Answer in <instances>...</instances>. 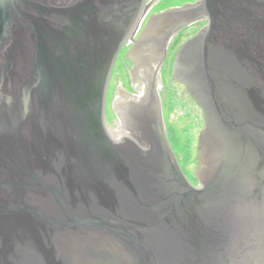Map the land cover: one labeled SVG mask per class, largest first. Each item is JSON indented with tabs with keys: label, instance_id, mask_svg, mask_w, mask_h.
<instances>
[{
	"label": "water",
	"instance_id": "water-1",
	"mask_svg": "<svg viewBox=\"0 0 264 264\" xmlns=\"http://www.w3.org/2000/svg\"><path fill=\"white\" fill-rule=\"evenodd\" d=\"M158 1L0 0V264H264V0H200L148 24L167 42L207 21L173 68L204 113L203 180L166 115V61L162 101L150 91L152 44L136 43L140 92L120 84V115L109 106Z\"/></svg>",
	"mask_w": 264,
	"mask_h": 264
},
{
	"label": "rangeland",
	"instance_id": "rangeland-1",
	"mask_svg": "<svg viewBox=\"0 0 264 264\" xmlns=\"http://www.w3.org/2000/svg\"><path fill=\"white\" fill-rule=\"evenodd\" d=\"M197 1L200 0H160L153 6L148 18L151 16L155 17L157 14L167 12ZM206 24L207 22L201 18L181 29L176 35V40L172 41L169 53L167 55L162 80L163 84L169 86L166 113L167 118L174 133L189 176L191 179L196 180H203L204 172V164L202 162L197 163V160L200 156L198 149V139L201 132L205 128L204 113L202 108L188 92L189 90L187 87L183 83L173 79L172 72L174 68L175 54H177L181 45L197 36V34L200 33ZM127 46L128 48L126 50L128 52L129 49L131 50L132 46L130 44ZM127 52H125L123 56L121 55V58L119 57L120 60L117 63L111 94V110L113 108L112 105L114 99L116 97L117 99L120 97V93L118 92L120 90V84L128 85L131 81L129 72L133 66L130 59L126 56ZM118 109H120V107ZM112 112L115 115V111L112 110Z\"/></svg>",
	"mask_w": 264,
	"mask_h": 264
},
{
	"label": "flooded vegetation",
	"instance_id": "flooded-vegetation-1",
	"mask_svg": "<svg viewBox=\"0 0 264 264\" xmlns=\"http://www.w3.org/2000/svg\"><path fill=\"white\" fill-rule=\"evenodd\" d=\"M147 17V16H146ZM153 18H158V16H156V17H150V18H145L144 19V22H143V24H142V27H141V29H142V31L141 32H139V34L137 35V38H136V42L135 43H133V44H131L130 43V45L132 46V48H131V50L129 49L128 50V52H127V50L125 49L127 46H125V48H124V51L125 52H127L126 53V56L130 59V61H131V63H132V69L130 70V71H132V74L130 75V77H131V79L133 80L134 78H137V74L136 73H133V70L136 72V68H137V70H139L140 69V66H138V63H136V62H138V60H139V54H140V52H135V49H136V46H137V44H140V43H142V42H145L147 45H150V44H152L153 45V47H154V51H155V54H154V56L155 57H157V58H160V57H158V56H161V59H162V62L159 64V68L157 69L156 68V73L157 74H155V75H153V73L152 74H150L149 75V79H151V80H153L152 78H154V77H157L156 78V80H157V83H159L160 85H156L155 84V87L154 86H152V87H150V91L152 92L153 91V89H154V91H153V94H154V99L157 101V96H158V98H159V102H160V100L162 99V92H161V95H160V92L158 91L157 92V89H158V87H160L161 88V79H160V75H161V70H162V67L164 66V63H165V61H166V57H167V55H168V53H169V50H170V46H171V44H172V41L174 40V38L176 37V35L180 32V30L181 29H183V28H185L186 26L185 25H183L182 27H179L180 26V24L182 25V22H179L178 24H176V25H174V26H172L171 27V29H174L176 26H177V29H179V31H177L176 33H175V35L173 36V38L170 40V41H167V42H165V40L166 39H164V38H162V35H161V33L162 32H164V31H162V28H163V26L159 23L158 24V26L156 27V30L154 31V30H151V31H148V24H149V22L151 21V23L154 21L153 20ZM156 20V19H155ZM148 31L147 33H145V31ZM149 32H152V35L151 36H153V37H151V36H149ZM147 37H151V38H147ZM145 40V41H144ZM137 43V44H136ZM160 52H161V54H160ZM138 54V55H137ZM175 56H176V54H175ZM174 60H175V58H174ZM139 61H141V59L139 60ZM145 64V63H144ZM154 67H156V66H154ZM148 72V71H147ZM147 72H145V74L147 73ZM148 75V74H147ZM172 77H173V72H172ZM132 88V87H131ZM152 94V95H153ZM122 98H125L124 97V95H120ZM121 97H119L120 99H121ZM162 101V100H161ZM118 102V99H116V102H115V104ZM117 105H120V104H117ZM116 105V106H117ZM158 105H159V119L161 120V118H160V115H161V113H162V105H160V103H158ZM116 106L113 108V110L116 112ZM149 106V105H148ZM151 106V105H150ZM112 107H113V105H112ZM157 123H158V120H157ZM160 123V122H159ZM158 125V124H157ZM161 125V124H160ZM162 125H164V124H162ZM156 128H157V130L159 129V126H156ZM155 128V129H156ZM160 128H161V126H160ZM159 131V130H158ZM129 133H133V132H129ZM158 134V133H157ZM197 163H200V160L198 159L197 160ZM243 163V162H242ZM170 165H173V164H171L170 163ZM220 173H222V171H220ZM187 179V178H186ZM188 180V179H187Z\"/></svg>",
	"mask_w": 264,
	"mask_h": 264
},
{
	"label": "bare ground",
	"instance_id": "bare-ground-1",
	"mask_svg": "<svg viewBox=\"0 0 264 264\" xmlns=\"http://www.w3.org/2000/svg\"><path fill=\"white\" fill-rule=\"evenodd\" d=\"M207 22V21H206ZM206 26H207V24H206ZM187 27V26H186ZM177 31H179V30H177ZM176 31V32H177ZM201 32V31H200ZM133 43H135V42H133ZM133 43H131V44H133ZM127 45H129V44H127ZM127 45H125V46H127ZM128 48V46L125 48V49H127ZM180 49V48H179ZM179 51V50H178ZM124 53H125V51H124V48H123V50H122V52H121V54H120V56L122 55H124ZM178 53V52H177ZM119 56V57H120ZM176 57H177V54H176V56H175V60H176ZM121 58V57H120ZM120 58L118 59V61L120 60ZM139 60H140V56H139ZM138 60V62H136V63H138V66H139V63H140V61ZM118 63V62H117ZM133 73H136L137 74V77H138V70H137V68H136V72L133 70ZM132 74V71H130L129 72V75H131ZM131 81H130V83L128 84L129 86L131 85V92H140V90H139V88L136 86V84L135 83H137V78H134L133 80L132 79H130ZM119 93H120V90L118 91ZM117 92V93H118ZM116 99H117V97L114 99V102H113V108L117 105V104H120V98H118V102L115 104V102H116ZM110 103H111V99H110ZM110 106V105H109ZM120 107V105H117L116 106V112H114L115 113V115L117 114V115H120V109H118ZM113 108H112V110H113ZM201 134H202V132H201ZM201 134H200V136H201ZM199 140H200V137H199V139H198V144H199Z\"/></svg>",
	"mask_w": 264,
	"mask_h": 264
}]
</instances>
